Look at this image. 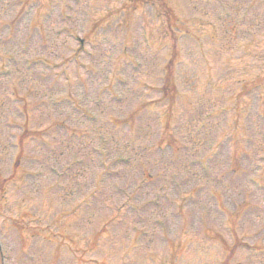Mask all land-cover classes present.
Masks as SVG:
<instances>
[{
	"label": "rangeland",
	"instance_id": "1",
	"mask_svg": "<svg viewBox=\"0 0 264 264\" xmlns=\"http://www.w3.org/2000/svg\"><path fill=\"white\" fill-rule=\"evenodd\" d=\"M124 15L129 16L124 20ZM161 16L168 20L165 28L161 24ZM59 31H63V34L57 35ZM162 32L165 33L163 36ZM70 35L83 39L84 46L78 49V43ZM35 38H41L47 46L51 43L57 45V49L53 53L52 48L45 46L48 52L51 49V54H48L40 50L38 42L41 39L36 41ZM21 39H26V43L30 44L29 58H42L52 66H48L46 72L33 71V76L28 78V85H31V80H42L41 84H37L39 94L36 102H32L34 90L20 86L25 77L11 68L14 76L10 78H16L18 85L12 98L23 115L27 111L28 116L34 119L29 123V128H47L51 125L42 121L48 120L46 109L37 112V118L30 115V108L31 111L40 110L50 104L47 99L56 100V87L44 82L52 81L56 73L65 70L71 83H64L66 78L60 76L61 84L56 86L73 92L75 85L79 86L77 81L86 84L83 90L87 98L91 97L88 109L106 124V141H118L116 145L125 148L127 142H131L133 147L148 148L149 160L145 155L147 162L142 164L134 159L136 168L148 169L147 165L151 168L156 161L155 156L163 154L166 160L161 162L169 163L173 160L171 153L178 152L177 162L184 163L180 164L182 170L178 171L184 194L167 197L166 192L167 196L160 201V204H164V211L145 214L147 217L155 215L151 220L161 218L169 230L161 233L157 230V224H153L154 220L143 222V227H146L142 229L148 233V237L142 243L145 246L135 250L130 244L126 246V230L131 226L122 218L116 225L118 210L112 206L111 199L100 198L105 199L101 202L83 199L87 198L85 191L78 193L65 185L64 178L46 176L36 181L29 177L23 179V176L18 180L17 175L13 184L7 190V186L2 190L5 196L7 194L6 201L0 192V207L5 205L7 208L4 217H12L22 224H4V217H0V235L5 237V242L0 240L4 247V264H121L117 256H126L124 251L133 254L126 264H169L172 258V264H223L232 243L233 248L238 247V251L231 264H264V188L260 191L255 184L249 183L256 176L264 184V154H256L260 150L258 142L264 137L263 106L258 107L259 115L256 114L258 92L259 101L264 103V0H0V46L4 47V51L10 50L9 47L18 49ZM80 51H83L80 58L73 59L67 65V58ZM9 56L0 52V73H6L4 67H10ZM124 63L143 73L133 77L126 72L123 77L129 83L126 87L128 92L131 88L138 97L133 101L127 98L123 110L129 115L136 111V105L141 101H149H146L151 120L148 131L145 128L142 130L144 115L138 118L130 131L129 128L119 130L110 123L116 121L115 113L111 114L114 106H109V98L104 96L103 90L108 84L107 77L112 78L111 69L119 71ZM55 66H59L56 67L58 69ZM124 68L131 70L126 65ZM164 71L170 73L166 82L172 86L171 92L174 90V102L167 90L164 92L166 99L162 102L155 96L156 90L153 88L165 82L162 76ZM76 89V94L69 93V96L79 101L83 93L80 87ZM0 90L4 94L0 95V159L3 161L0 162V179H6L11 175L9 164L14 155V151L12 154L5 152V145L12 143L9 135L15 136L11 127L17 125L24 129L26 124L25 115L18 122L5 108L7 86L5 78L1 76ZM101 95L103 98H100ZM244 98L252 99L254 104L248 110H245L246 103L251 102ZM62 101L70 100L64 98L58 103ZM97 101L101 102V106L96 104ZM33 104L36 105L31 107ZM212 111L216 117L209 118ZM160 113L165 115L166 126L164 123L160 125L159 121L155 123ZM245 113L248 116H243ZM59 118L68 119V116L59 114ZM77 123L80 122L71 118L70 124H74L70 127L71 136L78 134ZM58 126H62V123L55 124V127ZM170 128L176 133L175 137L169 136ZM40 133L44 138L43 143L48 144L58 138L57 132H52L49 137L43 131ZM76 142L75 139L76 146L70 151L71 154L79 146ZM171 142L174 146L172 149L169 148ZM260 144L264 143L260 141ZM159 151L161 154L157 153ZM237 152L241 155L237 156ZM84 155L86 161L93 159L89 150ZM45 157L51 160L52 157L58 160L63 158L54 154H45ZM64 158L68 157L65 155ZM30 160L41 161V158L37 155ZM24 161L25 157L22 159ZM196 161L198 166L200 162L203 163L208 181H193L195 176L192 173L195 171L192 168L201 170L197 165L191 167ZM205 162L209 167L204 165ZM104 163L105 160L103 166ZM96 166L86 162L88 168ZM124 169L122 179L130 174L128 168ZM230 169L233 170L223 176L224 171ZM97 172L101 173L99 169ZM47 174L46 167L44 175ZM116 174L113 171L109 174L112 184L122 182L111 177ZM157 174L164 177L163 172H156L154 176ZM232 175L233 178H230ZM75 177L82 183H97L83 170H78ZM195 182L200 187L191 196ZM223 188L228 192L227 200H222L218 205L216 198L223 196ZM50 192L53 195H49ZM157 192L160 193L152 189V197L146 196L147 201L151 199L152 207H155L153 196ZM185 196H191L193 200L187 201ZM53 200L54 205L51 203ZM187 202L191 207L184 210ZM50 206L63 211L61 239L50 231L35 228V225H40L39 216L50 219L46 214L50 212ZM223 214L225 220L220 221ZM129 217V222L135 225L136 216ZM207 221L208 225H205ZM28 222H32L30 229L26 227ZM104 226L103 250L99 256L91 254L88 249L93 237ZM114 230L120 232L119 239L113 234ZM151 233L152 237H149ZM176 239H179L178 243L173 242ZM238 242L243 247L238 246ZM3 263L0 257V264Z\"/></svg>",
	"mask_w": 264,
	"mask_h": 264
}]
</instances>
